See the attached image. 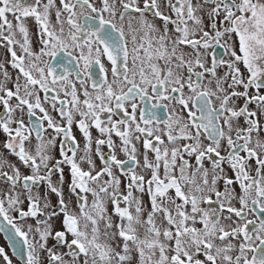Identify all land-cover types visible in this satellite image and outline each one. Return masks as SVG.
<instances>
[{
	"label": "snow or ice",
	"instance_id": "snow-or-ice-1",
	"mask_svg": "<svg viewBox=\"0 0 264 264\" xmlns=\"http://www.w3.org/2000/svg\"><path fill=\"white\" fill-rule=\"evenodd\" d=\"M0 239L264 264V0H0Z\"/></svg>",
	"mask_w": 264,
	"mask_h": 264
},
{
	"label": "flooded vegetation",
	"instance_id": "flooded-vegetation-1",
	"mask_svg": "<svg viewBox=\"0 0 264 264\" xmlns=\"http://www.w3.org/2000/svg\"><path fill=\"white\" fill-rule=\"evenodd\" d=\"M97 133L95 132V130H93V135L95 136ZM3 243V240L2 239H0V244H2Z\"/></svg>",
	"mask_w": 264,
	"mask_h": 264
}]
</instances>
